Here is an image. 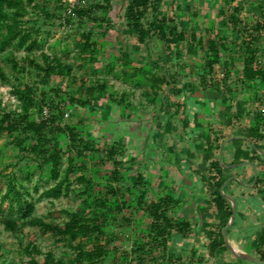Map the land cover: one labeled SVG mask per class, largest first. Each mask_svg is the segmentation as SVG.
<instances>
[{
    "label": "rangeland",
    "instance_id": "374dc122",
    "mask_svg": "<svg viewBox=\"0 0 264 264\" xmlns=\"http://www.w3.org/2000/svg\"><path fill=\"white\" fill-rule=\"evenodd\" d=\"M35 2L38 7L32 3L25 4L26 12L23 15L24 27L31 29L32 35L39 41V45L30 55L39 61L41 52H46L50 56L57 55L63 63L71 65V72L70 74H53L44 80L42 71L24 60L25 49L9 44L4 51H0V66L9 80L5 82L0 79V111L9 109L19 111L20 101L14 92V86L30 84L36 100V105L29 110L30 119L38 120L58 112V121L61 125L76 124L84 136L90 137L93 144L97 146V150L86 152L83 156L86 164L84 171L96 181L123 187L124 184L131 182L137 171H141L146 180L139 186L146 189V200H149L154 197V186L159 180L179 181L181 178H187L190 173L174 169L173 164L176 159L173 161L171 154L168 155L165 152L164 145L167 140L164 139L166 141L160 143L154 139L158 137V132L162 131V127H158V121L163 123L170 117L173 125L171 133L176 138L179 153L183 154L188 148L198 147L195 144V134L189 132L192 124L185 122L183 112L185 105H191L195 101L194 98L198 96L193 93L201 88L199 78L194 71L195 62L201 59L203 49L197 47L195 53L186 52V42L182 41L177 47L179 57L172 50L171 59L167 60L164 55V44L157 37L152 36L144 43L138 42L135 33L126 24L125 10L128 0H110L104 19L102 18L106 10L104 7L94 10L96 18L79 17L71 13L74 5L102 3V0H35ZM220 5H222L220 1L211 0H163L160 12L174 15L176 19L180 17L188 20L191 25L193 20L201 30L208 24H212L215 30L222 27L220 30L222 34L231 35L230 39L235 38L236 34H230L229 31L232 27L231 23L226 21V16L217 12ZM249 6L250 4L247 3L245 8L251 9ZM63 17L67 20L64 21ZM148 18L150 13L144 17L143 22L146 23ZM86 31L92 33L90 40L99 50L93 62L80 56L76 44L82 38L81 34ZM189 31L190 28L187 27V37ZM209 35L212 34L206 32L204 37ZM213 35L216 37L214 32ZM262 43H264V32L257 44ZM120 50L128 51L134 64L149 66L156 74H160L163 70L173 73L175 79L171 86L165 83L159 88H153L148 84L141 87L134 86L129 79L122 76L121 69H131V67L122 64L119 59ZM10 51L14 53L19 69H12L5 58ZM232 55H234L232 51L223 54V64L217 71L223 70L224 65H228ZM233 60V71L226 83L220 85L222 92L214 93L228 97L233 101L232 105L244 95V89H240L241 85L237 76L241 60L238 56H235ZM97 81H104L105 89L101 93L88 92L86 88ZM183 93L185 98L189 96L191 98L182 99ZM69 95L88 99L93 107L89 108L87 104L82 105L76 102L69 104L67 103ZM192 95H194L193 98ZM204 99H206L205 96ZM55 103H58L61 109ZM38 105L42 109H38ZM209 105L207 103L201 109L209 111L211 108ZM121 106H125L124 112L128 114L120 112ZM241 120L237 119V121ZM234 124L244 127L246 121L234 122ZM211 127L212 131H200V136L204 137L205 132L211 136L216 128H219L217 124ZM24 134L28 136L29 131L25 133L14 131L12 134L0 131V216H7L15 221L14 229L5 228L0 221V264H33V261L41 264L44 253L48 250L52 252L53 258L62 259V264H76L72 262L75 254L73 244L82 239L80 235L73 241L67 239L57 241L51 232L42 231L37 225L24 223L18 210L19 204L14 196L10 193L4 194L8 182H13L27 198L35 200L37 193L52 183V180H46V165L41 167L38 164L39 160L32 153L20 151L12 142L13 135L23 136ZM55 135L53 143L66 151L67 135L62 133ZM28 140L29 138L26 139ZM111 144H115L118 149L113 157L121 162L119 169L123 176L119 181L107 177L108 171L114 165L104 147ZM217 153L218 149L215 150L216 156ZM190 158L188 156L180 162L204 166L205 162L198 156ZM221 159L223 162L224 156ZM62 160L65 165L66 153H63ZM180 162L176 161V163ZM240 166L244 165L241 164L238 167ZM80 185L77 182L72 183L71 190L58 198L35 200L33 215L42 217L46 221L62 222L66 219L65 210L88 209L89 207L82 201V196L78 195L77 190L72 189ZM147 222L148 217L144 208L135 206L134 200L131 201L130 207H123L117 212L116 220L111 224L110 229H106V236L110 239V244L107 245L110 248L109 253L95 264H135L137 254L141 262L145 264H216L214 255L208 254L205 250V246L208 245V239L205 237H197V243H194L193 236L185 238L171 236L163 245L164 247H150L148 243L143 251L134 250L131 246L134 240L146 241L147 239L143 235ZM100 238L102 241L105 239L104 236ZM83 241L86 247H91L90 241L86 239ZM205 242H207L206 245ZM30 243L35 244L40 252L30 254L26 250V245ZM112 246L114 248H111ZM191 247L193 251L190 250ZM172 249L173 254L169 256L167 250ZM239 263L256 264L247 259H242Z\"/></svg>",
    "mask_w": 264,
    "mask_h": 264
},
{
    "label": "trees",
    "instance_id": "16d2710c",
    "mask_svg": "<svg viewBox=\"0 0 264 264\" xmlns=\"http://www.w3.org/2000/svg\"><path fill=\"white\" fill-rule=\"evenodd\" d=\"M220 1L222 5L218 7L217 12L226 16V21L231 23L230 34H236L237 37L230 39L228 34H222L218 27L216 30L212 24H208L201 30L192 20V25L188 20L175 18L174 15H167L160 12L163 0H128L125 10L126 24L137 37L138 42L144 43L152 36L157 37L164 44V55L167 60L171 59V52L179 57L177 47L182 41L186 42V52L195 53L197 47L203 49L201 59L197 60L195 74L199 78L201 88L193 94L197 96V104L204 101L203 95L206 89H212L214 92H221L220 85L225 84L228 76L233 71L234 57L240 58V71L237 76L240 82V89L243 88L244 96L236 100L234 109H231V100L223 95L225 102V111L228 113L227 122L232 118L244 119L247 121L245 131L240 136L230 138L224 142L231 141L234 145V152L231 163L243 164L249 160L257 167L254 178V187L256 193H260L264 200V108L256 109V100L260 101L264 93V61L261 57V50L264 43L257 44L262 38L264 32V0H211ZM33 4L38 7L35 0H0V51H4L9 44L16 48H24L26 53L24 60L31 66L42 71L44 80H47L53 74H70L71 65L63 63L57 55L50 56L46 52H41V60H36L30 53L39 45L38 39L32 35V30L24 27L23 15L26 12L25 4ZM250 4L249 10L245 8ZM110 0H102V3L93 2L88 5H74L71 13L79 17L87 16L96 18L94 10L96 8H106L103 19L107 14V7ZM150 13V18L143 22L144 17ZM66 21L67 18L63 17ZM190 28L188 37L186 29ZM206 32L212 35L204 37ZM216 34V37L213 35ZM90 31L83 32L82 38L77 41L80 56L90 62L96 60L98 48L90 40ZM233 36V35H232ZM230 39V40H229ZM228 40V41H227ZM229 42V43H227ZM232 51L234 55L229 59L228 65L224 69L217 71L223 64V54ZM5 58L10 63L12 69H19L18 62L12 51ZM119 59L124 66H130L131 69H121L122 76L129 79L136 87L145 84L153 88H159L165 83L171 86L175 79L173 73H167L165 70L156 74L149 66L143 64H134L130 54L126 50L119 51ZM215 74V75H213ZM0 79L8 82V77L0 66ZM79 89V87L77 88ZM105 89L104 81H97L89 85L86 90L90 93L98 91L101 93ZM261 90V91H259ZM195 91V90H194ZM14 92L20 101L21 109L16 111L9 109L0 111V131H6L12 134L14 131H29L28 136L13 135L12 142L22 152H30L37 158L38 164L43 167L46 165L47 178L52 180L46 188L39 191L35 200L42 198H58L71 190V184L80 183L79 187H72L77 190L78 195L82 196V201L88 206V209L81 211L65 210L66 219L62 222L46 221L42 217L33 215L35 200L27 198L23 191L17 188L13 182H8L4 194L10 193L19 204L20 216L24 223L37 225L42 231L51 232L55 239L75 240L78 235L82 237L73 244L75 254L72 262L76 264H95L105 258L109 253L110 239L106 236L107 230L116 220L117 212L123 207H130L134 200L135 206L144 208L148 217V222L143 229V235L147 237L134 240L132 248L138 252L143 251L144 247L150 244V247H164L165 242L176 231L181 237L186 233L185 230L192 228L188 219L176 217L172 212V206L179 201L178 197L171 193H160L155 188L153 198L146 200V189L139 185L144 184L146 180L141 171H137L136 176L131 182L124 184L123 187L114 186L110 183L102 184L87 174L83 156L86 152L97 150L90 137L84 136L82 130L78 129L76 124H60L58 121L59 113L54 112L41 119L34 120L29 118V110L36 105L33 87L30 84L23 83L22 86L15 85ZM192 95V98L193 96ZM185 98V93L182 99ZM206 98V97H205ZM87 104L89 108L93 104L88 99H81L78 96H68L67 103ZM187 104V101L185 102ZM55 105L61 109L58 103ZM205 106V105H204ZM38 109H42L38 105ZM168 109V108H167ZM120 112L125 113V106L120 107ZM128 114V113H125ZM159 122L158 127L162 131L158 132L156 142L166 141L164 145L165 152L177 158L175 153V140L172 136L173 128L170 118L163 123ZM160 130V129H159ZM66 134L68 141L67 150L63 151L59 146L53 143L55 134ZM165 134V135H164ZM29 138L28 141L26 139ZM217 136L209 137L202 144V160L204 171L198 172L197 178L204 183L206 192L209 193V205L212 209V219L205 222V238L208 239L207 253L214 255L224 246L222 227L228 221L232 213V204L226 195L222 192L221 186L230 178L224 175V165L221 159L215 155V150L219 148L220 142ZM166 139V140H164ZM242 142H246L247 148L241 147ZM106 154L112 158L114 167L108 171L107 177L114 181H119L123 176L119 169L120 160L115 159L113 154L118 152L115 144L105 146ZM63 153H66V164L62 160ZM131 158V156H129ZM253 180V176L251 178ZM37 191V189H36ZM5 195V196H6ZM124 218H126L124 216ZM0 221L7 229H14L15 221L7 216H0ZM234 220L228 225L226 230L231 227ZM109 232V231H108ZM100 236H104V241ZM83 239L91 242V247H86ZM255 242L257 257L264 260V220L262 226L256 234ZM111 248H114L112 246ZM26 250L38 253L40 249L33 243L26 245ZM31 250V251H30ZM169 256L173 254L172 250H167ZM137 254L135 264H145L141 262ZM126 258V256H123ZM60 258H53L50 250L46 251L41 264H62ZM33 264H36L33 261Z\"/></svg>",
    "mask_w": 264,
    "mask_h": 264
},
{
    "label": "crops",
    "instance_id": "0c3cea01",
    "mask_svg": "<svg viewBox=\"0 0 264 264\" xmlns=\"http://www.w3.org/2000/svg\"><path fill=\"white\" fill-rule=\"evenodd\" d=\"M260 55L264 61V48L261 50ZM214 93L218 92H214L212 89H206L204 93H200V95L206 97V100L200 101V104H197L195 99L191 105H185L184 108L183 116L185 122L192 124L189 132L195 134V144H197L198 147L192 149L188 148L181 154L177 150L176 138L172 134L175 140V153L177 154V158L174 156L172 158L173 161L176 159L173 167L174 169L189 172L190 175L187 178H181L179 181L171 179H164V181L159 180L154 187L157 188L160 193H171L178 197L179 201L172 206L171 210L176 217L188 219L192 226V228L187 230L183 235L184 238L193 236L194 243H197V237H205L204 232L207 228L205 222L212 219V209L208 202L209 193L206 192L203 181L197 178L199 176L197 173L204 171L205 166H200L199 164L194 166L191 165V163H181L180 161L183 162L188 156L189 158L191 156H198V158L202 160V144L208 136H217V141L220 142L217 156L219 159L224 156L225 160L222 164L225 168L223 172L225 176L230 178L228 182L225 181L223 183L221 190L230 202V198L233 199L235 211L233 218L234 223L226 230V236L223 235L224 246L214 254V257L216 258V264H221L220 261L227 264H240L239 262H241L242 259L245 260L247 258L236 255L233 249L239 253H246L257 257V244L255 239L264 220V200L260 193H256V189L253 186L254 175L257 172L255 164L249 160H245L243 162L244 166L240 167L238 166L241 164L231 163L234 145L231 141L224 142L230 138L240 136V134L245 131V126L238 127L234 122L247 121V118L245 116L241 121L232 118L231 122L228 123V113L225 111L223 95H216ZM216 99H219V101H215ZM232 102L233 101H231V105ZM207 103L211 105H209L211 108L209 111H204L201 108L204 107V104L207 105ZM190 106H192V108ZM261 108H264V93L260 101L256 100V109ZM231 109H234V105L231 106ZM213 124H217L219 128H216L211 136L206 134V132L204 137L200 136L199 133L202 130L212 131L213 128L211 126ZM227 131L230 132L226 133ZM241 147L247 148L246 142H242ZM177 160L180 163H176ZM167 165L169 167V164ZM252 176L253 180L251 179ZM173 236L177 237L180 235L174 231L172 233V237ZM206 244L207 242H205V245ZM207 248L208 246H205L206 251ZM190 250L193 251V247H191ZM247 260L252 261L250 259Z\"/></svg>",
    "mask_w": 264,
    "mask_h": 264
},
{
    "label": "water",
    "instance_id": "95a60500",
    "mask_svg": "<svg viewBox=\"0 0 264 264\" xmlns=\"http://www.w3.org/2000/svg\"><path fill=\"white\" fill-rule=\"evenodd\" d=\"M254 178H255V175H254ZM230 199H231V204H232V213H231L227 223L222 227V232H223L224 236H226V228L233 221V218H234L235 204H234L233 199L232 198H230ZM233 251H234V253L236 255H238L240 257L250 259V260H252V261H254L256 263L264 264V260H261V259H259L256 256H253V255H250V254H246V253H239V252L235 251L234 249H233Z\"/></svg>",
    "mask_w": 264,
    "mask_h": 264
},
{
    "label": "built area",
    "instance_id": "2783aa9c",
    "mask_svg": "<svg viewBox=\"0 0 264 264\" xmlns=\"http://www.w3.org/2000/svg\"><path fill=\"white\" fill-rule=\"evenodd\" d=\"M67 114V113H66Z\"/></svg>",
    "mask_w": 264,
    "mask_h": 264
}]
</instances>
